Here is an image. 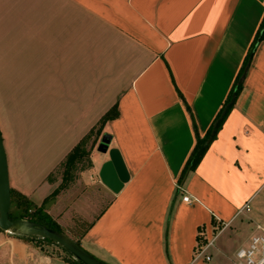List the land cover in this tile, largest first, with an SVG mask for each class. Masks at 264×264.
I'll return each instance as SVG.
<instances>
[{
	"label": "crops",
	"instance_id": "crops-1",
	"mask_svg": "<svg viewBox=\"0 0 264 264\" xmlns=\"http://www.w3.org/2000/svg\"><path fill=\"white\" fill-rule=\"evenodd\" d=\"M263 17L264 0H0L10 190L65 224L71 191L51 199L48 177L116 106L82 173L95 214L78 245L104 264H234L264 224V40L238 79ZM237 79L232 109L179 182ZM105 134L128 174L118 193L99 178ZM0 264L72 263L0 231Z\"/></svg>",
	"mask_w": 264,
	"mask_h": 264
},
{
	"label": "trees",
	"instance_id": "trees-1",
	"mask_svg": "<svg viewBox=\"0 0 264 264\" xmlns=\"http://www.w3.org/2000/svg\"><path fill=\"white\" fill-rule=\"evenodd\" d=\"M262 40H264V17L259 27V30L257 31L256 37L253 41V46L251 47V50H249L243 62L238 79L240 78L245 67L249 63V59L251 58L253 54L254 45ZM238 79L236 83L234 84L233 88L231 89L223 108L218 113L217 117L213 121L209 130L206 132L205 136L200 138L199 135L196 133L195 146L193 148V151L189 159L187 160V163L185 165V168L183 170V173L181 175V179L179 182H181L182 180L184 182L186 176L196 169L197 165L200 163L201 159L203 158L207 149L209 148V145L215 139L228 112L232 109L235 103L236 97L238 96L241 90V84L238 83ZM117 116H118L117 107L114 106L101 118L97 126L93 127L90 130V132L83 139H81L80 142L69 152V154L65 157V159L58 166V168L61 167L63 169V172H62L63 180L67 181L69 178H71L72 171L76 170L77 165L79 163L86 161L88 163V166H90L89 155H90L91 150L94 148L97 142V139L101 135L104 124L107 121L115 119ZM52 176L53 174H51V176L48 177V181H52ZM59 190L60 188L55 190L51 194L50 196L51 199L54 198L58 194ZM10 198H11V205H10V211H9V219L11 220L19 219V220L33 222L37 225H41L43 227H46L48 229L61 233V229L58 226V224L54 222L48 216L47 212L45 211L44 209L45 204H43L40 207H35L27 199L21 197L20 195H18L16 192L12 190H10ZM11 208H13L16 212L18 211V214L16 215L15 213H13L11 211ZM69 261L72 264H81L75 260H69Z\"/></svg>",
	"mask_w": 264,
	"mask_h": 264
},
{
	"label": "water",
	"instance_id": "water-1",
	"mask_svg": "<svg viewBox=\"0 0 264 264\" xmlns=\"http://www.w3.org/2000/svg\"><path fill=\"white\" fill-rule=\"evenodd\" d=\"M245 72L246 71L244 70L241 80L244 78ZM109 142L110 138L105 134L97 146L98 152H107L109 157V160L103 164L99 171V178L102 184L109 190L113 193H118L123 184L127 182L128 174L117 150L108 149ZM10 205L11 198L7 174V162L0 136V230L7 232L9 229L15 228L16 230L14 231V234L49 241L81 264H104L83 250L70 238L59 232L37 225L33 222L9 219ZM48 205L49 204H46L45 208H47ZM36 234L40 236H36Z\"/></svg>",
	"mask_w": 264,
	"mask_h": 264
},
{
	"label": "rangeland",
	"instance_id": "rangeland-1",
	"mask_svg": "<svg viewBox=\"0 0 264 264\" xmlns=\"http://www.w3.org/2000/svg\"><path fill=\"white\" fill-rule=\"evenodd\" d=\"M88 167V163L86 161H83L77 165V168L75 171H72L71 178H69L67 181L63 180V169L57 168L55 172L53 173L52 180L54 181L55 190L59 189L58 196H60L62 191H65L67 189H70L71 191V200L73 205V211L71 212V217L68 218L65 222V224H59L58 226L61 229V234L65 235L66 237L70 238L73 242L78 243L76 241V236L80 235L86 227L89 225L90 218L88 215L95 214V206H94V196L92 192L90 191V194L87 195L88 187L85 185L82 177V173L85 171V169ZM183 183V180L181 181ZM93 190V189H91ZM86 194V195H85ZM85 196L90 197L91 199L88 200V197L85 198ZM46 205V203H45ZM44 209L45 211H50L52 205H49L47 208ZM11 211L18 214V211L16 212L13 208H11ZM98 211V208H97ZM48 216L53 220L54 214H51ZM241 233V232H240ZM236 233V238L234 242L232 243V249L236 248L238 245V239L241 240V234ZM1 235L5 239H15L19 240L20 243H24L28 245L29 247H35L45 253H50L55 256L59 257H68L69 260H74L71 256H69L66 252H64L62 249L57 247L55 244L43 240V239H36L29 236H23L19 234L14 233H7L4 231H1ZM71 236V237H70Z\"/></svg>",
	"mask_w": 264,
	"mask_h": 264
},
{
	"label": "built area",
	"instance_id": "built-area-1",
	"mask_svg": "<svg viewBox=\"0 0 264 264\" xmlns=\"http://www.w3.org/2000/svg\"><path fill=\"white\" fill-rule=\"evenodd\" d=\"M178 189L181 190L180 187ZM182 201L188 205L193 202L187 195L182 197ZM244 210L249 211L248 205L239 210L238 214ZM209 259L208 256L205 257L206 261ZM234 264H264V224L255 225V233L250 237L247 245L234 252Z\"/></svg>",
	"mask_w": 264,
	"mask_h": 264
},
{
	"label": "bare ground",
	"instance_id": "bare-ground-1",
	"mask_svg": "<svg viewBox=\"0 0 264 264\" xmlns=\"http://www.w3.org/2000/svg\"><path fill=\"white\" fill-rule=\"evenodd\" d=\"M15 230H16L15 228H11V229H9L7 232H9V233H14ZM36 236H40V235L36 234Z\"/></svg>",
	"mask_w": 264,
	"mask_h": 264
}]
</instances>
